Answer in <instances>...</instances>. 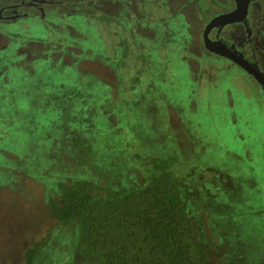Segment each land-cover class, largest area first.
Masks as SVG:
<instances>
[{
	"label": "rangeland",
	"instance_id": "rangeland-1",
	"mask_svg": "<svg viewBox=\"0 0 264 264\" xmlns=\"http://www.w3.org/2000/svg\"><path fill=\"white\" fill-rule=\"evenodd\" d=\"M97 23L91 20L89 28L80 22L79 29L92 38L86 44L87 59L100 56L105 63L113 53L104 51L102 43L108 44L109 37L103 42ZM9 30L19 33L18 43L44 49L38 50L40 59L8 55L0 64V72L6 71L5 78L0 75V99H5L0 100V264H24L26 251L43 238L33 264H100L82 251L77 225L56 224L48 200L56 198L60 182L86 181L100 194L145 187L154 174V160L168 157L174 158L172 173L183 178V192L198 211L201 264H264V100L248 80L237 73L238 79H231V71L218 79L222 73L211 71L219 89L234 86L236 123L219 103L206 108L216 114L200 103L210 93L204 80L197 90L200 113L195 116L189 111L190 74L178 63V71H170L175 79L165 85L164 97L156 91L163 85L160 77L128 91V73L121 71L125 46L117 33L110 42L114 58H119L118 99L106 97L84 73L78 89L87 95L81 105L79 97L66 96L76 75L54 66L75 60L83 46L78 50L67 38L69 44L59 41L65 47L55 50L58 43L51 31L37 21ZM178 34L171 30L168 40ZM132 39L128 44L134 46ZM197 120L201 125L195 132L190 125ZM177 128L178 134H172Z\"/></svg>",
	"mask_w": 264,
	"mask_h": 264
},
{
	"label": "flooded vegetation",
	"instance_id": "flooded-vegetation-1",
	"mask_svg": "<svg viewBox=\"0 0 264 264\" xmlns=\"http://www.w3.org/2000/svg\"><path fill=\"white\" fill-rule=\"evenodd\" d=\"M152 16L157 18L153 20ZM31 20L37 21L45 31H51L50 36L58 43L53 46L55 50L65 47L59 41L69 44L67 38L72 40L74 47L83 46L80 50L77 48L79 53L75 60L69 58L60 62L62 67L54 66L66 68L64 71L71 69L76 75L74 88L66 96L79 97L80 104H84L87 95L78 89L79 79L84 73L91 75L94 85L100 86L106 97L108 95L114 101L118 99L120 80L115 64L118 61L115 60L119 58H114L110 42V38H116L118 34L120 45L125 46L121 55V71L128 73V91L141 90L142 87L138 89L137 86L142 81L146 85L151 82L152 85L154 77H160L163 85L157 86L156 91L164 97L167 94L165 85L172 84L175 79L170 71L177 72L178 63L185 75L190 74V80L186 79L189 111L195 116L200 113L197 90L204 80L209 82V89L205 91L210 93L208 99L200 103L207 106L205 109L219 103L230 114L232 122L237 121L234 86L225 85L219 89V81L213 79L215 74L211 71L222 73L218 79H226L230 71L231 79H238L233 73L243 76L264 100V0H0V64L8 55L40 59L42 55L38 50H43V45H31L23 41L20 44L19 33L9 30L13 25ZM91 20L98 21V27L102 26L97 29L103 42L105 35L109 37L108 44L102 43L104 51L110 48L109 51L113 53L106 61L108 65L101 62L100 56L92 61L86 57V52L90 54V47L86 44H90L92 38L90 40L89 35L79 29V25L80 22L87 23L91 28ZM171 30L179 34L177 38L173 36L168 40ZM90 34L94 35L92 31ZM131 38L134 46L128 44ZM170 54L173 56L170 57ZM0 75L5 78L6 71H1ZM248 81L243 83L247 84ZM168 109H172L170 103ZM206 110L216 114L214 109ZM200 125L197 120L190 126L197 132ZM182 131L183 140L187 142ZM171 132L178 134V128ZM175 141L178 146L177 137Z\"/></svg>",
	"mask_w": 264,
	"mask_h": 264
},
{
	"label": "trees",
	"instance_id": "trees-1",
	"mask_svg": "<svg viewBox=\"0 0 264 264\" xmlns=\"http://www.w3.org/2000/svg\"><path fill=\"white\" fill-rule=\"evenodd\" d=\"M175 163L158 158L148 185L106 194L86 181L60 182L49 210L57 225L79 227L82 251L100 264H201L198 211L172 173ZM45 241L26 251L24 264H33Z\"/></svg>",
	"mask_w": 264,
	"mask_h": 264
},
{
	"label": "water",
	"instance_id": "water-1",
	"mask_svg": "<svg viewBox=\"0 0 264 264\" xmlns=\"http://www.w3.org/2000/svg\"><path fill=\"white\" fill-rule=\"evenodd\" d=\"M263 85V84H262Z\"/></svg>",
	"mask_w": 264,
	"mask_h": 264
}]
</instances>
